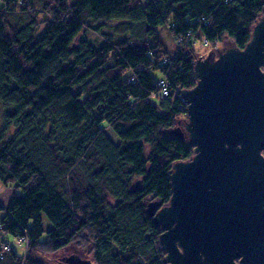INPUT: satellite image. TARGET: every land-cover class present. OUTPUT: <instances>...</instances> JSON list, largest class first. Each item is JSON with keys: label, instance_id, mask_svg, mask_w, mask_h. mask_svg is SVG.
Instances as JSON below:
<instances>
[{"label": "trees", "instance_id": "obj_1", "mask_svg": "<svg viewBox=\"0 0 264 264\" xmlns=\"http://www.w3.org/2000/svg\"><path fill=\"white\" fill-rule=\"evenodd\" d=\"M263 13L264 0H0V181L14 190L0 240H30L26 256L0 247V264L70 245L96 264H167L147 203H169L174 163L195 153L170 134L187 116L175 90L197 83L193 42L244 48Z\"/></svg>", "mask_w": 264, "mask_h": 264}, {"label": "water", "instance_id": "obj_2", "mask_svg": "<svg viewBox=\"0 0 264 264\" xmlns=\"http://www.w3.org/2000/svg\"><path fill=\"white\" fill-rule=\"evenodd\" d=\"M195 73L182 90L194 156L174 163L169 203L150 199L147 212L167 264H264V17L244 48L198 58ZM181 123L170 134L184 139ZM81 252L43 260L96 264Z\"/></svg>", "mask_w": 264, "mask_h": 264}, {"label": "rangeland", "instance_id": "obj_3", "mask_svg": "<svg viewBox=\"0 0 264 264\" xmlns=\"http://www.w3.org/2000/svg\"><path fill=\"white\" fill-rule=\"evenodd\" d=\"M264 17V13L260 16ZM259 18V19H260ZM258 19V20H259ZM103 31L105 32H110L111 28L109 27H104ZM161 34L163 36V39L165 40L167 47L169 49H173L176 50L180 47V45H183L182 42L177 41V39H173L172 35L170 34V32L166 29V28H162L161 30ZM86 35L90 40H94L96 39V37H101V35L95 33V31H90L87 30L86 31ZM193 46L195 48V55H196V59L195 62L198 58H202V56H206V57H213L215 60L219 57L220 53L225 52L228 48L233 46V42L230 39H226L225 41L222 42H216V43H208L203 36H200L199 38L195 39L193 42ZM157 76H159L158 73H156ZM161 80L164 79L163 76H160ZM178 90H175V93H177ZM186 109V107H184ZM3 114H4V108L2 106H0V127L3 125ZM184 118H182L181 120V127L182 130L185 131L186 133V137L188 135V132L185 129V125L184 122L185 120L188 119V114L187 116H183ZM14 131V128H10L9 129V133L11 134ZM14 193L13 187L12 186H5L1 181H0V200L7 204V201L12 197ZM44 227L46 229L52 228L53 224L50 222V220L47 218L46 215H44ZM9 244L11 247H15L16 249H18L21 253L22 256H26L28 254V250L30 247V243L29 241L26 240H22V239H18L15 237H11V238H6L5 242L0 240V247H3L5 245ZM72 247H76L73 245H70Z\"/></svg>", "mask_w": 264, "mask_h": 264}, {"label": "built area", "instance_id": "obj_4", "mask_svg": "<svg viewBox=\"0 0 264 264\" xmlns=\"http://www.w3.org/2000/svg\"><path fill=\"white\" fill-rule=\"evenodd\" d=\"M206 40V39H205ZM207 41V40H206ZM208 42V41H207ZM159 84L161 85L160 87H161V91H160V93H159V95H160V97H166V96H168V95H170V90H169V85H168V82L165 80V79H162V80H160V82H159ZM178 90V92L177 93H175V95L176 96H178V97H180L181 99H182V101L184 102V100H183V98H182V90L181 89H177ZM185 103V102H184ZM186 105V104H185ZM186 107V106H185ZM15 238H18V239H22V240H28L29 241V243H30V240H29V238L28 237H26V236H24V237H15ZM4 252L5 251H9V250H11L12 249V247L9 245V244H7V245H5L4 246Z\"/></svg>", "mask_w": 264, "mask_h": 264}, {"label": "flooded vegetation", "instance_id": "obj_5", "mask_svg": "<svg viewBox=\"0 0 264 264\" xmlns=\"http://www.w3.org/2000/svg\"><path fill=\"white\" fill-rule=\"evenodd\" d=\"M240 259H236V262L239 263Z\"/></svg>", "mask_w": 264, "mask_h": 264}, {"label": "crops", "instance_id": "obj_6", "mask_svg": "<svg viewBox=\"0 0 264 264\" xmlns=\"http://www.w3.org/2000/svg\"><path fill=\"white\" fill-rule=\"evenodd\" d=\"M11 199V198H10ZM10 199L7 201V203L10 201Z\"/></svg>", "mask_w": 264, "mask_h": 264}]
</instances>
